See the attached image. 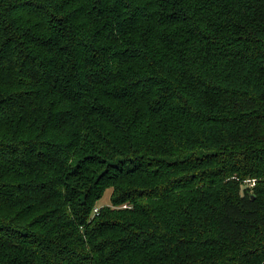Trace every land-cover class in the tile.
Instances as JSON below:
<instances>
[{"label":"trees","instance_id":"trees-1","mask_svg":"<svg viewBox=\"0 0 264 264\" xmlns=\"http://www.w3.org/2000/svg\"><path fill=\"white\" fill-rule=\"evenodd\" d=\"M0 264H264V0H0Z\"/></svg>","mask_w":264,"mask_h":264},{"label":"rangeland","instance_id":"rangeland-1","mask_svg":"<svg viewBox=\"0 0 264 264\" xmlns=\"http://www.w3.org/2000/svg\"><path fill=\"white\" fill-rule=\"evenodd\" d=\"M111 190L107 189L102 197V199L99 201L98 206H109V197H110ZM98 208V207H97Z\"/></svg>","mask_w":264,"mask_h":264},{"label":"built area","instance_id":"built-area-1","mask_svg":"<svg viewBox=\"0 0 264 264\" xmlns=\"http://www.w3.org/2000/svg\"><path fill=\"white\" fill-rule=\"evenodd\" d=\"M251 185H253V184H251ZM98 213V208H95L94 209V214H97Z\"/></svg>","mask_w":264,"mask_h":264}]
</instances>
